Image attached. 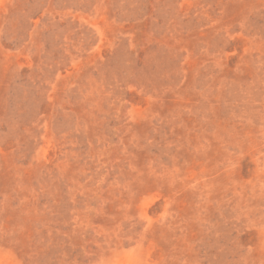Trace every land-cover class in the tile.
Returning <instances> with one entry per match:
<instances>
[{
  "label": "rangeland",
  "instance_id": "obj_1",
  "mask_svg": "<svg viewBox=\"0 0 264 264\" xmlns=\"http://www.w3.org/2000/svg\"><path fill=\"white\" fill-rule=\"evenodd\" d=\"M0 264H264V0H0Z\"/></svg>",
  "mask_w": 264,
  "mask_h": 264
}]
</instances>
